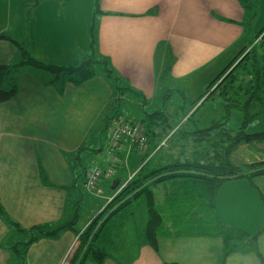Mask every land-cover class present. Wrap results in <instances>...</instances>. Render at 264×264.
Returning a JSON list of instances; mask_svg holds the SVG:
<instances>
[{"label":"crops","instance_id":"obj_1","mask_svg":"<svg viewBox=\"0 0 264 264\" xmlns=\"http://www.w3.org/2000/svg\"><path fill=\"white\" fill-rule=\"evenodd\" d=\"M249 1L264 0H0V33L8 36L0 37V66L21 61L19 45L48 64L76 66L94 58L106 65L63 89L52 83L50 72L33 65L0 81V91L17 87L14 97L0 101V264H81L79 236L152 155V146L133 147L126 139L117 151L106 152L108 122L118 115L141 123L147 113L164 108L169 116L186 114V106L173 112L172 92L190 93L202 74L198 92L207 90L257 43V32L247 25ZM227 58L210 80L205 74L211 65ZM204 93L193 101L201 102L196 111ZM214 120L206 126L197 120L195 126L205 129ZM112 165L114 175L100 182L102 193L86 188L92 168ZM84 199L90 207L82 216ZM248 212L257 219L245 227ZM214 215L243 236L227 241L222 230L182 234L179 226L166 224L153 247L146 239L147 218L134 227L136 221L125 219L100 246L110 254L103 264H264V239L256 243L264 237V175L223 182ZM37 226L54 234L39 237L19 257L17 246Z\"/></svg>","mask_w":264,"mask_h":264},{"label":"trees","instance_id":"obj_2","mask_svg":"<svg viewBox=\"0 0 264 264\" xmlns=\"http://www.w3.org/2000/svg\"><path fill=\"white\" fill-rule=\"evenodd\" d=\"M247 10H248V7H247ZM262 34H264V29H262L260 33L257 35V39H259V37H261ZM0 37L7 38L8 36L3 33H0ZM262 38L264 40V35ZM256 44L257 43L253 44L251 47H247L246 49H244L242 51L244 52V54H242L241 52L242 58L237 63V65L234 66L232 69H229L232 65L224 69L223 72L211 83L209 88L202 95V98L204 97L203 101L205 102L211 99L214 95H216V93L220 92L219 97L223 98L226 104L225 105L226 113L224 115L223 120L221 121L214 120L211 124V126L212 125L213 126L212 127L210 126L209 128H205L204 130L211 131V130L216 129L217 126H220V128L227 130L228 127L226 125L228 124L230 120L231 112L233 109L238 108L244 115L243 123L240 126V128L237 130L239 131V134H237L236 136H233L230 132L224 130L223 131V139H224L223 145L218 146V142H215L217 146L215 150L213 151L215 156L211 157L209 161H207V159L206 161H202L198 158V160L184 162L183 164H176L175 166L177 169H185V170H191V171L198 172L197 173L198 175H187V174L176 175V177H180L182 178V180L184 178L185 179L189 178L188 180H185V181L181 180V182L183 183H180V185H182L183 187L180 188V191L178 193L181 194L183 192V194H181L182 197L183 195L186 196V195H190L189 193H191V197H192V196H195L199 192L197 196L200 199H203L204 201L203 203H205L203 204L204 205L203 208H204V215L207 218L208 217L215 218L214 211L216 207L217 193L222 183L229 179L239 178V176H236V175L241 173V168L238 167L236 164H234V162L231 160V154L237 148L239 143L243 141L242 136L243 138H249V139L251 138L263 139L264 138V130L261 132L251 133V134H248L246 132V129L249 123L252 122L253 118L258 116L259 114V112H256V113L251 112V109H252L251 103L252 101L256 100L255 99L256 94L257 96L264 94V67L263 66L259 67L261 64L260 61L262 59L264 60V58L259 59L257 55L255 54V52H253L255 47L257 46ZM19 49H20V53L22 57L21 61L16 64L13 63L7 66H0V81L4 78V76L7 73L13 72L14 70L18 69L19 67L23 65H33L35 67H38V68H41V69H44L50 72L54 76L52 83L57 84L58 86L61 87V89H63L65 84L68 82L80 84V83H83L91 79L97 74L96 68L99 65H103L104 67H106L105 63H102L94 58L88 59L76 66L48 64V63L38 61L35 58H32L30 56V52H28L22 45H19ZM212 85H216V87L212 92L209 93ZM16 92H17L16 86H14L13 88H10L9 90L1 89L0 101L5 102L7 100H10L12 97L16 95ZM250 93H252L251 98L249 97V100L246 101V103L243 105L242 104L243 97L247 96ZM164 116L165 114L162 111L157 112V113L156 112L147 113L146 118L143 120V122L141 123L139 122V124L143 126L145 130V134L147 135V138H148L147 148L148 146H151V142L153 140V138L151 139V135H152V132L155 130L152 129V126L153 127H155L156 125L162 126V128L164 127L165 130L167 131L170 130L169 128L171 126H173L170 122H167V120L164 121ZM147 117L150 119L149 122L151 123L149 126L146 125L147 121L149 120L147 119ZM112 119H120L125 122L135 123L134 121H127L119 117L118 115L111 118L110 121ZM182 125H185V126H182ZM182 125L178 127L180 132H182L186 128V126L188 125V122ZM155 135L156 133L154 134V136ZM173 135H175V133L172 134L171 141H175V139L173 138ZM133 147L139 148L138 146H135V145ZM156 159H160V156L159 158H154V159L151 158L150 160H148V162L145 164L146 167L144 165V168L141 170L140 174L136 177V179L129 181L128 184L125 185L117 193V195L111 200V202L107 205L105 210L92 221L91 227L86 228L88 229L89 232L87 233V230L85 229L86 231L84 230V232L79 236L78 253L83 255L82 252L84 251L81 264H84L85 261H90V260H95L98 264H103L104 261L107 259V257L110 256L107 250L105 248L103 249L100 248V246L105 247V245L109 243V241L113 237L114 229H117L118 226L123 224V221L125 220L126 215L122 213V210L126 208V206L131 202V198H127L130 195V191L132 192V190L141 187L144 183L147 184V180H149V178L156 176L161 171V168H158V167L153 168V165H155ZM163 167L164 166H162V169ZM251 167H254V168L260 167V169L257 171L254 170L252 173L248 174L247 176H242V177L253 178L256 176L264 175V160L255 162L254 164H252ZM165 169H167V166H165L163 170ZM147 192L149 193L148 187L147 186L143 187L141 190H139L134 195V198L132 199H135V197H139L141 195L146 197L148 196ZM192 200H195V199L192 197ZM121 201H124V202L116 208L115 206L118 204V202L120 203ZM190 208H193V206L191 205ZM109 211H111L110 216H108L104 220V222L101 224L99 232L96 234V237L94 236L92 241L89 243L87 240H88V237L90 236V231L93 230V228L96 226L99 220L103 218L105 214H107ZM192 211L194 210L192 209ZM0 212H3L1 206H0ZM176 213L177 212H175V214ZM161 217L162 215L156 209H153V208L149 209V216L147 219V226H146L145 234H146L147 241L153 247L157 246L158 233L164 226V223L162 220L163 218ZM216 221L219 223V225L221 224V222H219L217 219ZM173 225L174 227H176L178 224H176L174 221ZM189 227L190 226L188 227L182 226V228L181 227L179 228H181L182 234L188 233V234H194V235H202V234H205L204 231L208 232V230L206 229H208V227L210 226L208 227H205V225L199 226L200 228L197 229L198 232L192 231L193 229ZM194 227H198V226H194ZM187 228L189 229L187 230ZM201 230H203V232H199ZM220 230H222L223 234H225L227 241L228 240L231 241L237 238L239 239L243 236L235 230L228 229V227L227 229L226 228L223 229V227L220 226L219 230L217 231H220ZM29 233H30L29 241L25 242L22 245V248H20L19 245L16 248L17 254L21 258L24 256V252L27 250L29 245H31L39 237L54 234V232H49L47 230H44L40 226H37L31 229Z\"/></svg>","mask_w":264,"mask_h":264},{"label":"rangeland","instance_id":"obj_3","mask_svg":"<svg viewBox=\"0 0 264 264\" xmlns=\"http://www.w3.org/2000/svg\"><path fill=\"white\" fill-rule=\"evenodd\" d=\"M245 5H247L248 7V13H247V16H248L247 23L248 24L247 25L249 24L252 25L253 31L254 32L256 31L257 34H259L260 31L264 29V1L263 2L260 1V3L249 1V2H245ZM263 35L264 34H262L261 37H259V39L257 40V44H256L257 46L255 47L253 51L255 52V54L257 55L259 59L264 58V40L262 38ZM242 54H244V52H242ZM241 56L242 55L240 52L238 56L235 57L233 61L230 62V65L232 66L229 69H232L234 66L237 65V63L242 58ZM227 59L228 60L224 59V61L220 62V64L211 65V69H210L211 73L210 74L204 73V74L209 75L210 80H212L215 76L214 74L215 71H218L220 67H221L220 68V71H221L224 68V66L228 64L230 59L229 58ZM260 62L261 64L259 67H262V66L264 67V60L262 59ZM204 77L205 76L203 74L200 76H196V78L200 80H202ZM200 80L196 82L197 84L192 85V89L189 90L190 93L187 92L184 95H180L178 91L172 92L173 98H172L171 105L175 107L173 109V112H176L179 106H186L187 108L186 114H183L182 112H184V110H181L182 111L181 114L179 113L178 115H176V113H174L173 116H169L166 113L167 108H164V106H170V104L163 105L161 102L160 107L164 108L162 109V112H164L165 114L164 121L167 120V122H170L172 125L174 124V126L175 125L176 126L174 128L173 126H171L169 128L170 130L168 131L165 130L164 127L162 128V126H158V128H156L157 130L155 129V131L152 132L151 139L153 138V140L151 142V146H152L151 158L152 159L159 158L160 156V159H156V162H155V165H153V168H157V167L161 168V171L156 176L149 178V180H147V184L144 183L141 187L132 190V192L130 191V195L127 198H131V202L126 206V208L122 210V213L126 215L125 219H127L128 221H131V222L136 221V223L133 224V227L134 225L137 226L138 222L141 223L142 217H144V219L145 218L148 219L149 209L153 208V209H156L158 212H160V214L162 215L161 218H163L162 220H163L164 226L166 224L172 225L175 221V223L178 224L177 226L181 228L182 226H187V227L190 226L191 229H193L192 231H197V232H198L197 229L200 228L199 226H204V225L205 227L210 226L208 227V229H206L208 230V232L204 231L205 234L217 233L218 232L217 230H219L220 226H222L223 229L225 228L227 229V226L222 225V224L219 225V223L216 221L215 218H209V217L207 218L204 215V208H203L204 205L203 204L205 203H203L204 202L203 199H200L197 196L199 192L195 196H192L195 200H192L191 193H189L190 195H186V196L183 195V197L181 195L183 194V192L181 194L178 193L180 191V188L183 187L182 185H180V183H183V182H181L182 178L176 177V175H182V174L198 175L197 174L198 172L191 171V170H185V169H177L175 167L176 164H183L184 162L195 161V160H198V158L202 161H206V159L207 161H209L211 157L215 156L213 153V151L217 147L215 142H218V146L223 145V142H224L223 131L226 129H223V128H220V126H217V128L214 130L205 131L204 129H200L196 127L194 124L195 121L197 120H199L200 124L202 123L201 125L203 126L208 125L214 119L221 121L223 120L224 115L226 113L225 112L226 104L223 98L219 97L220 92L216 93V95H214L211 99L205 101L204 105L202 104L200 106V109L196 111V109L198 108V104L200 105L201 102L200 100H197V102L193 103V101L196 98L198 99L197 95L199 93L202 94L206 90V88H203V92H198L200 88L202 87V84L198 83V82L201 83ZM215 87L216 85H212L209 93L212 92L215 89ZM251 94L252 93L243 97V100H242L243 105L246 103V101L249 100V97L251 98ZM255 99L256 100L252 101L251 103V108H252L251 112L252 113L259 112V114L258 116L253 118L252 122L249 123L246 129V132L248 134L257 133V132H261L264 130V94L259 95V96H257L256 94ZM195 103H198V104H195ZM122 106L123 107L125 106V100L123 101ZM133 109L131 110V112L133 111ZM148 111L153 112L154 110L152 108L151 110H148ZM147 119L149 118L147 117ZM243 120H244V115L240 111V109L238 108L233 109L231 112L230 120L228 124L226 125L228 127L226 131L230 132L233 136H236L237 134H239V131L237 130L242 125ZM149 121L150 119L147 121V124H146L147 126L151 124ZM187 122H188V125L186 126V128L182 132H180L178 127L184 123L186 124ZM182 126H185V125H182ZM154 128L155 127L152 126V129ZM155 133L156 135L154 136ZM174 133L175 135H173V138L175 139V141H171V136ZM105 137L103 138V143H104L103 148L106 152H108L111 147L107 144V139ZM242 139L243 141L239 143L237 148L231 154V160L234 162V164H236L238 167L241 168V173L236 175L239 177L247 176L248 174L252 173L254 170L256 171L259 170L260 167L254 168L251 166L252 164L257 162L256 160L261 159L262 156L264 157V138L263 139H258V138L249 139V138H243L242 136ZM162 166L164 167L167 166V169L163 170L164 167L162 169ZM135 179L136 177L133 178L132 180H135ZM188 179L184 178L183 180L185 181ZM246 182L248 181H245L242 184H248ZM146 186L148 187V191H149V193L147 192L148 196L144 197L143 195H141L139 197H135V199H132L134 198V195L139 190H141L143 187H146ZM87 202L88 201L84 199L81 204V215L82 216L85 215L87 212H89L90 206L89 204H87ZM123 202L124 201H121L120 203L118 202V204L115 207L117 208ZM225 203L227 205L231 204L230 202H225ZM191 205L193 206V208H190ZM192 209L194 211H192ZM175 212L177 213L175 214ZM250 213L251 212H248L247 214H245V217L242 218L243 220L242 223L245 224L244 225L245 227L246 225L254 224L255 219H257L253 217L254 216L253 212H252V216ZM110 214H111V211L105 214V216L99 220V222L96 224L93 230L90 231V236L88 237V240H87L89 243L92 241L94 236L96 237V234L100 230L101 224L104 222V220L108 216H110ZM245 221H248V224H246ZM91 224H89L90 225L89 228L91 227ZM194 226H198V227H194ZM82 227L83 225L80 224V226H78L77 229L80 230ZM130 227L131 225H129V228ZM181 228H177L178 233L181 231ZM189 228H187V230ZM86 230L88 233L89 232L88 229ZM199 232H203V230ZM259 232L260 231H257L256 233H254L253 238H255V236L258 237ZM263 239L264 237L260 238L258 242L256 241V243L263 244ZM78 249H79V245L76 248L77 253H78ZM82 253L84 255V251Z\"/></svg>","mask_w":264,"mask_h":264},{"label":"built area","instance_id":"obj_4","mask_svg":"<svg viewBox=\"0 0 264 264\" xmlns=\"http://www.w3.org/2000/svg\"><path fill=\"white\" fill-rule=\"evenodd\" d=\"M106 139L107 144L111 147V151H116L125 139L130 141L131 145L138 146L141 149L147 148L148 144L147 135L145 134V130L141 124L125 122L120 119H112L109 122L106 131ZM112 156L114 162H116V157L113 153ZM114 173V165L107 170L92 168L85 184L86 188L97 193H102L100 182L104 178L111 177ZM127 184L128 182L125 185Z\"/></svg>","mask_w":264,"mask_h":264},{"label":"water","instance_id":"obj_5","mask_svg":"<svg viewBox=\"0 0 264 264\" xmlns=\"http://www.w3.org/2000/svg\"><path fill=\"white\" fill-rule=\"evenodd\" d=\"M257 238V236H255V239Z\"/></svg>","mask_w":264,"mask_h":264}]
</instances>
